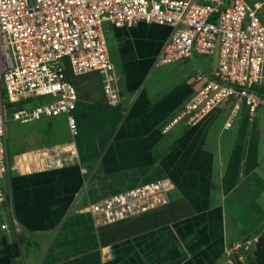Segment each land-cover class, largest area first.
<instances>
[{
    "label": "crops",
    "instance_id": "crops-1",
    "mask_svg": "<svg viewBox=\"0 0 264 264\" xmlns=\"http://www.w3.org/2000/svg\"><path fill=\"white\" fill-rule=\"evenodd\" d=\"M258 17L264 26V9ZM102 27L119 87L118 106L106 104L98 75L88 73L71 83L75 139L64 114L42 117L18 123L24 128L13 133L10 151L5 121L10 165L27 152L72 141L78 158L61 169L10 170L2 180L13 218L0 212V264L222 263L226 248L264 232V214L256 204L264 190V109L251 116L241 107L230 118L233 102L226 101L196 126L179 121L163 132L200 88L196 70L211 76L217 55L195 54L191 60L158 65L171 34L168 26L114 28L104 22ZM255 91L264 96V83ZM163 179L171 184L169 203L185 201L190 216L114 239L119 224L141 216L97 228L83 212L111 195ZM226 209L243 222L248 236L242 240L228 236ZM248 209L256 210L255 220ZM4 222L7 230L1 228ZM258 226L262 230L256 232ZM12 244L20 249L14 262L5 251Z\"/></svg>",
    "mask_w": 264,
    "mask_h": 264
},
{
    "label": "built area",
    "instance_id": "built-area-1",
    "mask_svg": "<svg viewBox=\"0 0 264 264\" xmlns=\"http://www.w3.org/2000/svg\"><path fill=\"white\" fill-rule=\"evenodd\" d=\"M0 0V212L13 218L10 196L2 180L10 170L29 173L61 169L75 162L74 141L33 150L10 165L5 142L7 106L32 97L53 96L56 101L31 109L14 108L12 120L29 123L64 114L72 139L78 134L73 115L76 94L72 82L88 73L100 79L106 104L116 107L120 94L109 59L102 24L130 28L137 24L165 25L168 41L156 59L158 65L191 60L193 55H217L211 76L196 70L200 88L164 129L179 121L196 126L215 108L232 101L230 118L241 107L249 115L264 109V96L255 87L264 83V26L258 12L264 0L252 6L244 0ZM230 118L225 128L231 125ZM82 174L86 169L80 167ZM171 184L158 180L87 205L95 227L108 226L165 207ZM8 229L6 222L1 224ZM260 234L224 250L221 264H246ZM253 250V251H254ZM241 251V252H240ZM240 252V253H239Z\"/></svg>",
    "mask_w": 264,
    "mask_h": 264
},
{
    "label": "trees",
    "instance_id": "trees-1",
    "mask_svg": "<svg viewBox=\"0 0 264 264\" xmlns=\"http://www.w3.org/2000/svg\"><path fill=\"white\" fill-rule=\"evenodd\" d=\"M192 213L193 211L185 201L171 202L167 206L144 214L137 219L119 224L114 232V239L126 238L156 227L165 226L190 216ZM5 251L10 262H14L20 255L19 246L16 244L6 245ZM246 259L249 261L247 264H264V233L260 235L252 257Z\"/></svg>",
    "mask_w": 264,
    "mask_h": 264
},
{
    "label": "rangeland",
    "instance_id": "rangeland-1",
    "mask_svg": "<svg viewBox=\"0 0 264 264\" xmlns=\"http://www.w3.org/2000/svg\"><path fill=\"white\" fill-rule=\"evenodd\" d=\"M246 3L250 6L253 5V1L254 0H245ZM28 2V5L29 7H32L34 5V2L33 0H27ZM253 2V3H252ZM56 97H52V96H41V97H32V98H28V99H25V100H21L23 101L22 104H19L16 103L15 105H12L10 108H7V116L8 117V114L9 111L8 109L10 110H13L14 108H23V109H30L32 108V106H37V105H43V104H49L51 102H54L56 101ZM22 128H24V125H20L18 123H15L13 122L10 117H8V119L6 120V137H7V140H8V147H9V150L12 151L13 149V145L14 144V135L13 133L15 132H18V130H21ZM264 165V163L262 164ZM262 177V173L260 175ZM263 180H264V175H263ZM256 204L258 207H260L261 209V212L264 214V190H261L259 192V194L257 195V201H256ZM250 216H251V219L255 220L256 218V215H255V212L256 210H251V209H248V211ZM225 213H226V231H227V234L228 236L236 239V240H242L245 236H248L247 235V231H245L244 229V225H243V222L240 220V217L238 216V220H236L233 216L232 213H234V211L231 212V210L229 209H226L225 210ZM235 214V213H234ZM258 231H261L262 230V227H259L256 229ZM264 233V232H263ZM263 233H260V235H263ZM253 248H250L249 250V254L248 255H244L246 258L248 257L249 259L252 257V253H253ZM241 252V251H240ZM239 252V253H240ZM224 259V258H223ZM223 262V260H222ZM249 261L246 259V264L248 263ZM219 264H221V262L219 261Z\"/></svg>",
    "mask_w": 264,
    "mask_h": 264
}]
</instances>
